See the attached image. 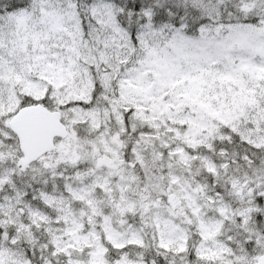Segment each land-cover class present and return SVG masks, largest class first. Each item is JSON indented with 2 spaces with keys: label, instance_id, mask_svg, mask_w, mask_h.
Listing matches in <instances>:
<instances>
[{
  "label": "snow or ice",
  "instance_id": "snow-or-ice-1",
  "mask_svg": "<svg viewBox=\"0 0 264 264\" xmlns=\"http://www.w3.org/2000/svg\"><path fill=\"white\" fill-rule=\"evenodd\" d=\"M0 264H264V0H0Z\"/></svg>",
  "mask_w": 264,
  "mask_h": 264
}]
</instances>
